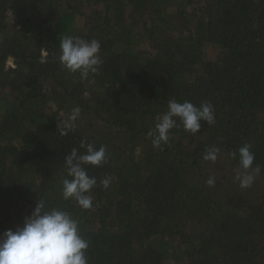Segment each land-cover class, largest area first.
<instances>
[{"label": "trees", "instance_id": "trees-1", "mask_svg": "<svg viewBox=\"0 0 264 264\" xmlns=\"http://www.w3.org/2000/svg\"><path fill=\"white\" fill-rule=\"evenodd\" d=\"M65 36L100 42L97 73L62 66ZM173 98L210 103L215 122L156 148ZM82 139L107 146L84 165L89 210L62 195ZM245 144L261 167L249 188L231 156ZM41 199L78 221L88 264H264V0H0V233Z\"/></svg>", "mask_w": 264, "mask_h": 264}, {"label": "clouds", "instance_id": "clouds-1", "mask_svg": "<svg viewBox=\"0 0 264 264\" xmlns=\"http://www.w3.org/2000/svg\"><path fill=\"white\" fill-rule=\"evenodd\" d=\"M100 48L96 39L65 36L59 45V61L69 72H79L81 78L86 79L97 73L103 63ZM79 112V108H74L71 119L75 120ZM200 121L215 122V111L210 103L204 102L197 107L192 102L181 103L173 98L168 101L167 110L156 117L154 128L147 136L154 147L160 148L169 143L171 129L182 125L186 132L195 135L200 130ZM80 148L85 151L78 154V150L72 148L65 157L67 175L62 180V195L64 199H74L81 209L89 210L93 207L89 193L97 185V179L89 176L84 165L99 167L106 163L107 146L97 148L82 139ZM250 149L251 145L245 144L231 153L232 158L238 157L235 179L241 188L251 187L255 176L261 173L259 165L253 167L255 156ZM219 152L218 147L207 149L203 159L214 163ZM110 183L111 177L100 181L104 189H108ZM207 184L213 186L215 179L209 178ZM88 247L89 242L81 235L78 221L64 210L46 211L45 202L41 199L24 218L22 226L0 233V264H88Z\"/></svg>", "mask_w": 264, "mask_h": 264}, {"label": "rangeland", "instance_id": "rangeland-1", "mask_svg": "<svg viewBox=\"0 0 264 264\" xmlns=\"http://www.w3.org/2000/svg\"><path fill=\"white\" fill-rule=\"evenodd\" d=\"M11 64H13L12 61H10V62L8 63L9 66H11Z\"/></svg>", "mask_w": 264, "mask_h": 264}]
</instances>
